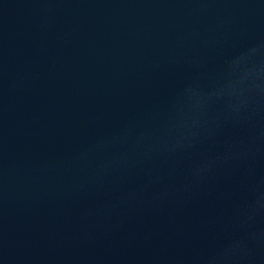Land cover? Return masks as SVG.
<instances>
[{
  "label": "water",
  "instance_id": "95a60500",
  "mask_svg": "<svg viewBox=\"0 0 264 264\" xmlns=\"http://www.w3.org/2000/svg\"><path fill=\"white\" fill-rule=\"evenodd\" d=\"M0 264H264V0H0Z\"/></svg>",
  "mask_w": 264,
  "mask_h": 264
}]
</instances>
